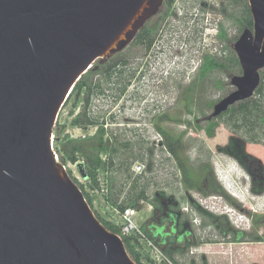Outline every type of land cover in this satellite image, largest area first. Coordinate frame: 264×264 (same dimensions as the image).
I'll use <instances>...</instances> for the list:
<instances>
[{"label": "rangeland", "instance_id": "rangeland-1", "mask_svg": "<svg viewBox=\"0 0 264 264\" xmlns=\"http://www.w3.org/2000/svg\"><path fill=\"white\" fill-rule=\"evenodd\" d=\"M242 12L230 0H177L169 31L160 32L157 23L153 54L132 41L111 57L128 63L125 74L111 82L130 80L123 95L99 68L90 75L106 90V95L93 98L90 113L104 124L105 138L117 139L110 152L101 154L114 167L99 171L96 190L80 171L82 157L65 168L85 185L97 214L121 228L125 221L116 205L136 181L146 187L148 200L139 204L133 218L137 229L129 235L138 240L143 264H264V120L252 136L247 128L236 129L227 115L208 120L214 106L236 89L231 78L242 72L226 64L225 69H212L203 81L200 74L205 54L222 62L234 51L244 31ZM262 74L264 69L261 81ZM75 96L58 116L59 126H64L60 141L97 131L73 124L83 110L82 95ZM250 99L264 107L256 92ZM168 137L177 144L179 160L166 147ZM60 141L54 139L55 151ZM210 177L220 195L210 189ZM151 220L157 226L174 222L178 234H191L193 244L177 246L172 235L160 248L145 231Z\"/></svg>", "mask_w": 264, "mask_h": 264}, {"label": "water", "instance_id": "water-1", "mask_svg": "<svg viewBox=\"0 0 264 264\" xmlns=\"http://www.w3.org/2000/svg\"><path fill=\"white\" fill-rule=\"evenodd\" d=\"M248 2L254 28L234 45L242 74L208 120L261 84L264 0ZM163 3L0 0V264H136L55 159L54 128L80 78L130 44Z\"/></svg>", "mask_w": 264, "mask_h": 264}, {"label": "trees", "instance_id": "trees-1", "mask_svg": "<svg viewBox=\"0 0 264 264\" xmlns=\"http://www.w3.org/2000/svg\"><path fill=\"white\" fill-rule=\"evenodd\" d=\"M175 1L176 0H166L170 7ZM230 2L239 7H243V19H239V22L242 24L243 29L253 30L254 20L248 0H230ZM158 29L156 24H154L151 28L146 25L138 32L133 41L137 45L142 46L145 51L148 52V50L155 43L156 33H158ZM220 37L225 38V34L223 33V31H221ZM229 54V57L225 58L222 62H218L209 54H205L203 57L202 66L200 68L202 81L206 77L207 73H209L212 69H225L226 64H230V67L232 69L236 68L239 69L240 72H242L241 65L236 53L233 50H229ZM111 57L106 60H98L97 62H95L91 69L86 74H84L75 84L69 98L66 101L67 103L73 95H76V99H80L82 95L83 110L74 119L73 124L75 126H81L84 129L97 127L96 133L92 136H88L82 139H63L60 141V135L64 129V126H59L57 122L54 128V139L56 142L60 141L59 151H56L59 156V162L64 166H66L67 162L77 164L79 162V157H82L84 159L83 169L85 170V179L90 183L92 190H96L100 186L98 181L99 171L114 167L113 160L106 162L101 158V154L110 152L114 141H116L117 139L111 137L105 138L107 132L104 129V124L100 121L99 117H96L95 115L90 113V107L92 105L93 98L106 95V90L103 87L104 85L102 84V82H96L93 78H90V75L93 74V72L96 73L97 69L99 68L106 81L110 82V85H112V87H116V90L119 92L120 96L127 91L130 82L129 80V82H125L124 84H120L119 82H115L116 84L111 83L115 78H121L120 76L125 74L126 68L128 67V63L126 60H113ZM256 95L259 98H264V74H262L261 85L257 89ZM224 115H227L230 118L232 125L236 129L247 128L246 132L249 134V136H252L253 132L257 130L258 124H260L261 121L264 120V107L259 100L249 99L231 107L226 113L223 114V116ZM209 125L211 126V123ZM209 133L211 134V132ZM128 145L129 144H124V146ZM166 147L170 154L179 160L176 142L168 137ZM179 163L181 165V169L184 172V177L188 185L191 186L192 184L190 183L188 172L183 167L181 162ZM70 178L83 192L88 204L94 211L98 220L106 227L107 230L114 234H117L122 238L129 256L136 264H143L142 256L137 250V246L139 244L138 240L136 238H133L132 236L123 235L121 227L103 220L101 216L94 210L93 199L86 191L85 185L80 184L76 179L72 178L71 175ZM138 183L139 181H136L132 187V191L120 204L116 205L117 209L121 213H123L126 209H137L141 202L148 200L146 187L140 188ZM208 185L210 189H212L215 193L219 195L221 194V189L218 187L213 177L208 178ZM153 221L154 220H151L146 224L145 231L151 241L158 245L160 248L166 247L165 245L167 237L172 235L176 236L175 244H177V246L182 245L191 247V245L193 244V240H191V234H178L174 222L169 221L166 225L161 224L160 226H157Z\"/></svg>", "mask_w": 264, "mask_h": 264}, {"label": "flooded vegetation", "instance_id": "flooded-vegetation-1", "mask_svg": "<svg viewBox=\"0 0 264 264\" xmlns=\"http://www.w3.org/2000/svg\"><path fill=\"white\" fill-rule=\"evenodd\" d=\"M176 2H177V0L170 7L169 4L166 2V0H164L163 6L161 7L158 14L155 15L153 18H151L147 22L146 25H148V27L151 28L154 24L157 25V23H159V25H160L159 31L160 32L163 31V28H167V31H169V27L171 25V22L168 20V18L171 16H176V13H174V7H175ZM155 44L156 43H154L153 46L148 50V53L153 54V52H154L153 48H154Z\"/></svg>", "mask_w": 264, "mask_h": 264}, {"label": "built area", "instance_id": "built-area-1", "mask_svg": "<svg viewBox=\"0 0 264 264\" xmlns=\"http://www.w3.org/2000/svg\"><path fill=\"white\" fill-rule=\"evenodd\" d=\"M54 157L57 161H59V156L57 152L54 150ZM139 213L138 209H126L123 213H121L122 218L124 219V225L122 227V233L125 236H129L131 232L137 229L135 225V221L133 220L134 216Z\"/></svg>", "mask_w": 264, "mask_h": 264}]
</instances>
